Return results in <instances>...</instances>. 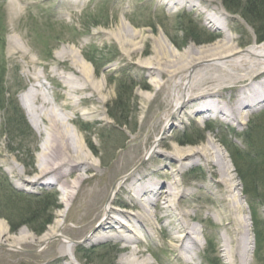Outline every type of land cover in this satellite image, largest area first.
I'll return each instance as SVG.
<instances>
[{"label":"rangeland","instance_id":"374dc122","mask_svg":"<svg viewBox=\"0 0 264 264\" xmlns=\"http://www.w3.org/2000/svg\"><path fill=\"white\" fill-rule=\"evenodd\" d=\"M200 1L199 7L207 9V6H222L226 10L230 30L235 34L240 47L245 48L259 42L257 29L242 16L228 11L222 0ZM203 17L204 14L197 9L177 5L168 7L157 0H0V74H5L3 98L7 106L0 108V186L4 183L3 179H6L5 194L10 193V188H13L38 196L30 204L12 201L11 196L6 198V203L5 200L0 201V210L4 214L0 220L6 222L10 232L8 241H0V264H122L129 248L125 247L126 241L116 235L121 229L124 236L131 235L129 228H120L116 224L119 226L118 230H110L108 238L97 239L96 235L101 233L99 226L107 218L106 211L116 216L111 211L112 206L126 210L129 205H134V212L141 208L132 194L133 190H129L132 176H146V183H171L172 180L179 182L184 195L177 198L175 208H169L168 212L178 219L175 212H188L190 216L187 220L197 228L199 240V247L193 253V262L187 264H213L216 257V264H229L223 253L224 241L235 234L229 226V219H225L220 212L224 203L218 198L219 187L215 178L203 161L192 163L171 155L176 148L190 150L203 146L208 136L215 138L220 144L229 164L235 169L237 192L245 207V220L247 224L251 222V236L255 242L251 264H264V239L260 244L256 237L243 181L233 165L228 149L221 143L227 135L231 143H236L244 151L249 150L244 135L257 121L262 136L258 139V144L264 148V103L252 109H244L248 114L234 121L217 112L198 115L194 111L196 107L188 103L181 108L180 120L173 123L176 119L173 115L172 122L165 130L164 117L174 102L169 75H149L148 67L144 66L146 60L155 57V36L159 34H163L178 53L185 52L190 45H209L222 38L223 33L217 36L216 31L205 24ZM122 23L127 24L130 29L135 27L142 31L145 40L137 39V42L144 52H135L131 46H127L129 52L123 50L119 39L114 35ZM190 28L201 42H196L190 36ZM70 44L78 52L77 58L82 56L87 59L92 69L91 77L96 84L101 85L102 93L89 90L70 95L69 88L74 82L60 78L61 74L76 76L82 79L81 83L86 82L80 70L72 65V56L59 58L60 52ZM92 58L99 68L91 62ZM157 79L161 80V84H168L165 87L156 85ZM251 81L250 79L249 82ZM122 82L127 86L120 95L117 87ZM131 84L135 89L130 92ZM242 86L233 81H225L219 86L211 81L205 88L213 87L220 91L221 95H214L213 98L219 105H224L237 101ZM30 87L39 94L34 103L30 102L31 105L40 108L43 99L47 98L57 106L62 116L67 114L71 118L67 125L85 149L88 148L95 155L94 162L97 164V167L85 174L96 176L93 179L95 181L89 180V184H82L78 188L77 195L67 207L65 217L60 218L63 219V224L57 228V235L48 239L47 244L10 243L21 229H26L37 237L46 234L64 209L61 186L65 182L53 181V174L44 175L41 167L45 157L39 156L44 135H40L33 124H30L32 113L22 104V97ZM93 94L94 102L90 99ZM119 95L122 97L119 98ZM80 97L88 98L74 106L73 101ZM104 97L105 102L99 100ZM11 100H17L28 124L34 130L33 135L30 136L25 131L20 135V130L12 126L10 130L6 125V121L15 116L11 106H8ZM157 140L159 146L156 152L147 156V150ZM201 140L203 142L198 144L187 143ZM28 153L34 157L30 156L31 159ZM167 167H170V175L164 172ZM75 177L69 175L66 180L71 183ZM121 179H125V183L117 191L113 202L108 204L110 195L116 190L115 183ZM83 188L87 190V194L93 189L99 193L91 202L87 200L91 197L84 194ZM3 192L2 189V197ZM45 199L47 202L41 206L38 202H44ZM85 200L91 203L88 208ZM55 201L58 206H55ZM13 204L17 206L16 209L27 206L23 216L11 209ZM148 205L149 209L156 210L155 204ZM255 209L261 221L260 228L264 231V203H255ZM32 212L35 216L31 217L33 222L30 223L28 215ZM48 217L52 223L47 224L43 233H39L38 230ZM14 218L16 225L20 227L12 231L9 220ZM120 220L132 227L133 221L130 222L129 217L121 216ZM170 220L159 221L153 217L151 232L147 226L136 227L142 237L138 247L143 252L140 258H148L152 264H184L173 250V225ZM240 230L243 232L244 228L240 227ZM58 235L72 240L75 251L73 260L63 255L62 241ZM209 240L213 246L209 244ZM79 241L81 242L76 244Z\"/></svg>","mask_w":264,"mask_h":264},{"label":"bare ground","instance_id":"6f19581e","mask_svg":"<svg viewBox=\"0 0 264 264\" xmlns=\"http://www.w3.org/2000/svg\"><path fill=\"white\" fill-rule=\"evenodd\" d=\"M159 3H165L168 7L180 6L188 7L189 9H197L200 13L204 14L203 20L207 26L216 31V35L223 33V37L217 42L209 45L195 46L190 45L188 49L183 53H178L176 49L171 46L168 39L159 34L155 36V57L152 60H146L144 66L148 67L149 75L161 76L162 74L169 75V86H171L172 97L174 102L172 108L165 115L164 129L172 122V117L176 118L173 123L180 120L179 113L182 106L191 103L195 106L194 110L198 115L206 114L210 115L213 112L221 114L231 120H238L247 115L248 112L244 109H252L258 104L264 103V41L262 43H252V45L245 48L240 47L235 40V34L230 30V19L227 17L226 10L222 6H214L212 8L199 7L200 0H157ZM118 30L114 32V35L119 39L123 50L129 52L127 46H131L133 50L141 51V47L138 45L137 39L141 41L145 40V37L135 27H128L127 24L122 23ZM131 50V48H130ZM145 50L141 51L144 52ZM77 51L73 45L65 47L59 54V58L66 59L68 57L73 58L72 65L75 69H79L81 76L86 79L87 84L81 83L82 79L76 76L60 75L67 82H74V85L69 88L70 95L73 93L81 94L85 91L95 90L96 93H102L103 89L100 84H96L93 81L90 68L87 59L80 56L77 58ZM76 70L75 73H76ZM252 80L249 82V80ZM215 81V84L221 86L225 81H233L238 85H243L240 91V97L233 104L226 103L219 105L214 95L220 94V91L214 90L213 87L205 88L208 83ZM213 83V82H212ZM155 84L165 87L168 82L161 84V80H156ZM94 91V92H95ZM22 97V104L26 109L31 111L30 124H33L34 128L40 135H44V139L41 143V152L39 156H44L45 161L43 163L42 171L44 175H52L55 177L53 181H64L62 187L64 209L58 214V219L51 228L48 229L46 234L37 237L34 234L29 233L26 229H21L18 235L13 237L12 242L23 244L26 242H40L45 244L48 239L57 235V228L63 224L68 205H70L73 198L77 195L78 188L82 187V184H89V180L95 179L96 176H86V172L90 169L97 167L95 161V155L81 143L75 134L72 133L67 122H71V118L65 114L61 115L57 106H55L49 99L44 98L41 107H35L31 104L35 99L39 97V94L35 92L33 88H29ZM221 95V94H220ZM223 96V95H222ZM95 95L90 97L94 102ZM88 97H80L79 100H74L73 105L78 106L84 99ZM102 102H105L104 98H99ZM32 101V103H30ZM174 115V116H173ZM215 116V115H213ZM46 120V122H45ZM172 125V124H171ZM205 144L198 148H192L190 150L174 149L171 155L178 158V160L186 159L190 162L203 161L207 170H210L212 176L215 178L217 187L218 198L223 201V205L220 212L224 215L225 219H229V226L232 228L234 237L226 238L224 241L223 253L229 264H251L253 260V251L255 249V242L251 236V222L247 217L249 224L245 220V207L242 200L239 199V193L237 192V183L235 169L229 164L223 149L220 144L217 143L215 138L207 137ZM159 146L158 140L147 150V156L156 152ZM174 165V164H172ZM50 171V172H48ZM166 175H170V167L164 171ZM173 174V173H172ZM69 175H74L75 180L69 183L66 178ZM147 177H134L130 183L129 190H133L134 198L141 206L138 211H133L136 208L134 205H129V208L118 209L112 206L111 211H114L116 216L108 211L105 212L107 218L103 220L99 226L101 233L96 235L97 239L108 238V232L110 230H118L116 224L122 227H128V231L131 235L124 236L122 229L118 230L116 235L118 238L126 241V248H129V252L122 259V264H152L148 258H140L143 252L138 248L142 242V237L136 230V227L147 226L149 232L152 231V220L156 217L157 220H170V224L173 225L171 232V238L174 242L173 250L176 253L178 259L184 264L192 263L194 251L199 247L197 228L193 227L187 220L190 216L188 212L177 211L178 218H174L173 214L168 212V209L176 205V200L184 192L179 187V182L172 180L171 183H146ZM51 180H46V182ZM95 181V180H93ZM125 179L116 182V190L110 195L108 204L112 203L116 198L117 191ZM89 182V183H88ZM220 189V190H219ZM84 194H87V190L84 189ZM99 191L93 189L86 196L91 197L90 200L95 199ZM120 199H122L120 197ZM122 201H124L122 199ZM86 202V207L91 206V203ZM155 204L156 210L149 209L148 204ZM177 209V208H176ZM136 210V209H135ZM121 216L129 217L130 222L133 221L132 227L120 220ZM240 227L244 228L242 232ZM109 230V231H108ZM99 231V230H98ZM99 231V232H100ZM241 231V232H240ZM10 232L7 224L0 220V241H8ZM240 235V236H239ZM62 246L61 251L63 255L72 258L74 256V244L69 237H61Z\"/></svg>","mask_w":264,"mask_h":264},{"label":"trees","instance_id":"16d2710c","mask_svg":"<svg viewBox=\"0 0 264 264\" xmlns=\"http://www.w3.org/2000/svg\"><path fill=\"white\" fill-rule=\"evenodd\" d=\"M222 1L226 9L232 11L235 14L241 15L242 18L245 19L249 24H252L257 29L259 41L260 42L264 41V0H222ZM190 30H191V33H189L190 36L193 37L196 42L198 41L201 42L200 39H198L199 36L195 35V33L192 32L191 28ZM173 42L176 44L178 43L174 40ZM91 62H93L95 66H98V68L100 67L98 64H96L93 58L91 59ZM0 75H1L0 77V108H4L6 106L4 104L5 98H3V96L5 95L3 88L5 89L6 87V83L4 80L5 74L3 76V72H1ZM125 86H127V84L124 82L118 85L117 88L119 90L120 95L124 92ZM128 89L129 88L127 87V90ZM134 89L135 88L132 85L130 92L133 91ZM120 95H119V98L122 97ZM130 95L128 97H130ZM9 105L11 106V111L13 112L15 116L10 117L9 120L6 121V125L10 128V130H11L10 126L17 128V130H20L21 132L20 135H22L24 131L30 136L33 135L34 130L32 126L28 124L24 112L20 108V105L17 104V100L9 101L8 106ZM111 116L113 118H116L113 114ZM118 123L120 122L118 121ZM259 126L260 125L257 124V121H256L255 125L253 124L251 129L247 131L244 135L245 141L248 147H250V149L247 151L242 150L241 147L238 146L236 143L235 144L231 143L230 138L227 135L224 136L222 143L228 149L230 153V157L232 158V162L239 174V177L243 181V184H244L243 189H244V193L246 196V200L249 202L250 208L252 210V221L254 223L256 237L258 238L261 244V242L264 239V231L260 228L261 221L259 220L257 210L255 209V203H258V204L264 203V192H263V189H264V148L262 146H259L258 144L259 142L258 139L262 138L259 132ZM185 135H188V133H186ZM203 139H205L204 134H203ZM200 142H203V140L197 141V142L189 141L187 143L188 144H192V143L198 144ZM28 156L29 157L31 156L32 158L34 157L30 155V153H28ZM3 180H4V183H2V185L0 186V192L2 189L4 192H3V197H2V193H0V201L5 200V203H6V198L11 196V200L12 199L15 201L17 200V202L25 201L26 203L30 204V202H34V200L38 197L37 195H34V196L28 195L24 191L23 192L19 190L16 191L13 188H10V190H12L10 193L5 194V192H7V190H5L6 179H3ZM46 202L47 201L45 199L44 202L40 200L38 203L41 206H44ZM55 204H56V201H55ZM9 206H10V203H9ZM55 206H58V205L56 204ZM16 208L17 206H14L13 204L11 209L13 211L15 209V211L18 212V214H21V216H23L24 209H27V206H24L22 209H16ZM38 211L39 210H37V212ZM34 214L35 213L32 212L30 215H28L29 216L28 221H30V223L33 222L31 217L34 218L35 216ZM3 216H4L3 211L0 210V217H3ZM9 222H11L10 224H11L12 231L16 230L17 227H20L16 225L15 218L10 219ZM50 223H52V220L50 219V217L46 218V222H44V224L38 230L40 231L39 233H43L47 224H50ZM206 240H208V237L206 238ZM209 244H212L211 240H209ZM82 250L84 249L82 248ZM216 260H217V257L213 259V264H216Z\"/></svg>","mask_w":264,"mask_h":264},{"label":"water","instance_id":"95a60500","mask_svg":"<svg viewBox=\"0 0 264 264\" xmlns=\"http://www.w3.org/2000/svg\"><path fill=\"white\" fill-rule=\"evenodd\" d=\"M142 163H143V161H142ZM57 237H58V238H61V237H63V236H62V235H58ZM57 237H56V238H57ZM48 242H49V241H47V243H48ZM80 242H81V241L77 242L76 244H79ZM47 243H46V244H47Z\"/></svg>","mask_w":264,"mask_h":264}]
</instances>
